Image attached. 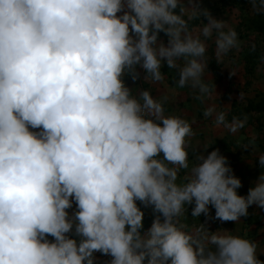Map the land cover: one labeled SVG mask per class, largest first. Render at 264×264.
<instances>
[{"label":"clouds","instance_id":"clouds-1","mask_svg":"<svg viewBox=\"0 0 264 264\" xmlns=\"http://www.w3.org/2000/svg\"><path fill=\"white\" fill-rule=\"evenodd\" d=\"M251 7L264 14V0ZM208 40L218 60L239 43L225 21L183 0H0V264H95L97 251L109 264H264L248 238L180 223L193 203V218L211 205L234 222L264 208V153L239 195L218 149L190 166L192 127L165 115L166 97L125 82L138 68L160 82L166 64L178 88L209 95ZM216 123L242 126L224 112ZM137 201L160 214L145 234ZM73 229L79 240L66 235Z\"/></svg>","mask_w":264,"mask_h":264},{"label":"crops","instance_id":"crops-1","mask_svg":"<svg viewBox=\"0 0 264 264\" xmlns=\"http://www.w3.org/2000/svg\"><path fill=\"white\" fill-rule=\"evenodd\" d=\"M186 6L193 4L199 5L201 9H207L216 19L223 20L226 24L237 31L235 14L223 11L219 0H183ZM126 10V9H125ZM225 12V13H224ZM122 13H118L121 15ZM204 23L207 18L201 16ZM199 20L190 22V27L199 25ZM159 36L167 44L165 33L160 32ZM239 48L231 49L222 60L216 57V46L214 40L207 41L206 60L207 69L204 79L208 82L211 92L209 95L200 97L198 90L189 87L183 89L176 86L177 72L175 69H168L165 64L162 68L164 80L154 83H146L145 73L138 68L140 78L133 81L130 76L125 78L129 88L151 90L154 98L166 97L165 115H177L189 122L192 127L193 135L188 138V152L190 166L195 163L194 156L203 153L205 156L213 150L219 152L227 158V163L233 170V174L241 180V187L237 190L238 194L247 197L249 189L254 186L257 178L261 175V168L258 163V156L264 153V133H260L258 127L254 126V112H240L239 102L245 96V93L239 88ZM138 94V92H137ZM247 99V98H246ZM242 103V101H241ZM209 107H214L215 112L211 116H205V111ZM219 112L225 113V123L232 125L234 120L242 122V126L236 127L233 131L225 124L216 123V115ZM264 114V113H263ZM258 126V125H257ZM207 149V151H205ZM187 170H181L180 180H183ZM137 206L143 211V231L147 233L155 217L160 215L154 212L152 205L145 206L144 203L137 201ZM194 203L187 206V213L180 218V223L187 230H194L195 227L203 224L208 231L218 230L232 231L235 234L248 238L255 242L257 247V258L264 261V208L257 204H252L248 208V215L240 218L239 221H221L215 219V208L209 205V215L201 214L199 218L191 216ZM70 215L76 211V204L73 200L72 207L67 209ZM161 220L163 217L161 216ZM77 240L79 236L75 235L74 229L66 234ZM54 241V237H47ZM95 264H109L111 255H104L97 251L94 253ZM146 264V261H145Z\"/></svg>","mask_w":264,"mask_h":264},{"label":"rangeland","instance_id":"rangeland-1","mask_svg":"<svg viewBox=\"0 0 264 264\" xmlns=\"http://www.w3.org/2000/svg\"><path fill=\"white\" fill-rule=\"evenodd\" d=\"M234 10L235 12L232 13L235 14L238 48L240 49L239 88L245 93V96L241 98L242 103L239 109L245 111L250 100L255 99L256 102H259L262 97L264 98V32L259 29V23H257L259 19H263L264 14L257 13L252 9L251 0H248L242 9ZM225 12L229 11L225 9ZM250 53H254V55L248 57ZM248 62L251 67L249 72L246 70ZM263 113L264 110L259 115L254 112V116L251 118L254 126L256 124L255 127L262 130L260 133H264Z\"/></svg>","mask_w":264,"mask_h":264},{"label":"trees","instance_id":"trees-1","mask_svg":"<svg viewBox=\"0 0 264 264\" xmlns=\"http://www.w3.org/2000/svg\"><path fill=\"white\" fill-rule=\"evenodd\" d=\"M220 2H221V5H222L224 11L226 9L232 13L233 11L235 12L234 9H237V10L242 9V7L247 4L248 0H220ZM257 23H259V29L264 32V17H263V19H259ZM253 55H254V53H250L248 57L253 56ZM250 68L251 67L249 66V62H248V64L246 65V70L248 71V70H250ZM244 70H245V68H244ZM240 107H241V101L239 102V108ZM262 110H264V98L263 97L261 98V100L259 102H256L255 99L250 100L248 105L245 107L244 112L253 111L257 115H259ZM240 112H242L241 109H240ZM240 195H241V193H240ZM140 231L142 233L143 229H141Z\"/></svg>","mask_w":264,"mask_h":264}]
</instances>
